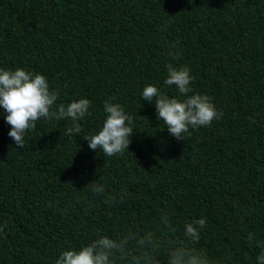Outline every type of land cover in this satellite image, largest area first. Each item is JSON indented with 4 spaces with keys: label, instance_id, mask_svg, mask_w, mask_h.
<instances>
[{
    "label": "trees",
    "instance_id": "trees-1",
    "mask_svg": "<svg viewBox=\"0 0 264 264\" xmlns=\"http://www.w3.org/2000/svg\"><path fill=\"white\" fill-rule=\"evenodd\" d=\"M170 65L188 66L189 95H207L223 113L184 140L142 99L148 85L186 98L164 84ZM17 68L46 77L59 93L54 108L81 98L91 107L75 122L79 134H65L71 119L37 120L24 148L0 108V264H55L100 236L159 235L165 214L171 237L211 264H258L264 0H0V69ZM105 102L133 117L128 150L111 157L85 139L102 129ZM89 183L104 191L94 194ZM201 218L206 226L191 244L185 225ZM167 252L165 240L153 252L159 264Z\"/></svg>",
    "mask_w": 264,
    "mask_h": 264
},
{
    "label": "clouds",
    "instance_id": "clouds-1",
    "mask_svg": "<svg viewBox=\"0 0 264 264\" xmlns=\"http://www.w3.org/2000/svg\"><path fill=\"white\" fill-rule=\"evenodd\" d=\"M174 59L178 57L173 56ZM194 77L188 66H169L168 76L164 80L167 86L175 85L178 92L186 97L183 100L169 98L156 86L148 85L143 89L142 99L155 102L158 119L166 124L168 132L177 140H184V134L189 128L198 129L208 127L223 113L217 111L207 95L192 94L191 83ZM59 93L50 90L46 77L42 74H33L22 68L14 71L0 69V108L7 115L6 122L11 126L8 135L13 139L16 148H24L25 135L29 129L36 127V121L41 118L49 120L71 119L73 126L67 128V135L79 134L81 127L75 123L83 120L89 113L91 102L86 98L73 101L65 107L60 104L54 108ZM104 110L107 113L102 129L91 137L85 136L89 148L101 150L109 157L122 154L128 150L131 143L130 136L134 128L133 117L127 114L121 105L105 102ZM94 194L104 191L103 187L89 183ZM206 226L204 218L194 220L185 225L184 235L191 244L200 239V232ZM161 231L128 232L118 237L100 236L80 250H67L61 253L55 264H115L119 259L122 264H159L153 255L157 247L167 241V264H211V261L194 247L182 245L171 237L174 229L171 227L170 217L163 215L160 218ZM3 231V228H0ZM249 243L254 242V233L248 235ZM140 250L135 257L133 253ZM231 259V257H229ZM258 264H264V250L257 257Z\"/></svg>",
    "mask_w": 264,
    "mask_h": 264
}]
</instances>
